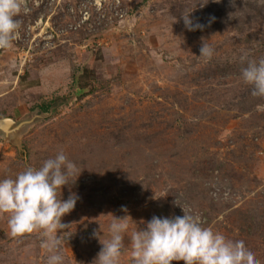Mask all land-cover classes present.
I'll list each match as a JSON object with an SVG mask.
<instances>
[{
	"label": "rangeland",
	"instance_id": "374dc122",
	"mask_svg": "<svg viewBox=\"0 0 264 264\" xmlns=\"http://www.w3.org/2000/svg\"><path fill=\"white\" fill-rule=\"evenodd\" d=\"M26 9L12 47L0 49L9 125L0 180L60 151L76 164L60 191L78 197L58 232L64 264H94L103 247L94 230L106 240L113 217L126 216L120 264H132L130 234L153 216L182 217L180 205L264 264V98L241 74L242 55L264 58V0H26ZM189 12L202 29L185 27ZM203 43L211 59L199 56ZM43 239L12 237L0 213V264H47Z\"/></svg>",
	"mask_w": 264,
	"mask_h": 264
},
{
	"label": "clouds",
	"instance_id": "9594fccd",
	"mask_svg": "<svg viewBox=\"0 0 264 264\" xmlns=\"http://www.w3.org/2000/svg\"><path fill=\"white\" fill-rule=\"evenodd\" d=\"M22 11H27L26 0H0V49L12 47L22 23L17 19ZM189 14L182 13L185 27L189 31L202 29L204 25L194 23ZM212 55L213 49L203 43L199 56L211 59ZM245 62L247 66L241 69L244 83L251 86L253 97L264 98V58L255 61L242 55L241 63ZM76 173V164L60 151L54 158L46 159L38 169L28 167L14 179L0 180V213L8 214L11 236L40 232L44 238L41 246L51 253L47 264H64L58 232L68 227L61 219L74 209L78 197L71 194L67 200H62L60 191ZM180 206L184 212L182 217L153 216L145 230L130 234L132 264H172L173 261L259 264L243 241L229 240L223 234L203 227L199 216ZM128 218L113 217L106 240L94 230L93 236L103 245L94 264H120L125 249L124 233L129 229Z\"/></svg>",
	"mask_w": 264,
	"mask_h": 264
},
{
	"label": "water",
	"instance_id": "95a60500",
	"mask_svg": "<svg viewBox=\"0 0 264 264\" xmlns=\"http://www.w3.org/2000/svg\"><path fill=\"white\" fill-rule=\"evenodd\" d=\"M8 126L5 121L0 120V129L5 130Z\"/></svg>",
	"mask_w": 264,
	"mask_h": 264
}]
</instances>
